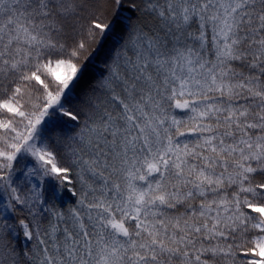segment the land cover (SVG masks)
Returning a JSON list of instances; mask_svg holds the SVG:
<instances>
[{"label":"snow or ice","instance_id":"snow-or-ice-1","mask_svg":"<svg viewBox=\"0 0 264 264\" xmlns=\"http://www.w3.org/2000/svg\"><path fill=\"white\" fill-rule=\"evenodd\" d=\"M0 264H264V0H0Z\"/></svg>","mask_w":264,"mask_h":264},{"label":"trees","instance_id":"trees-1","mask_svg":"<svg viewBox=\"0 0 264 264\" xmlns=\"http://www.w3.org/2000/svg\"><path fill=\"white\" fill-rule=\"evenodd\" d=\"M255 215V214H254Z\"/></svg>","mask_w":264,"mask_h":264}]
</instances>
